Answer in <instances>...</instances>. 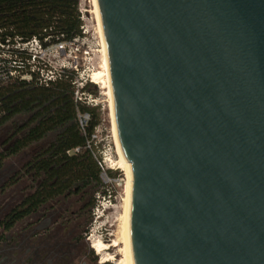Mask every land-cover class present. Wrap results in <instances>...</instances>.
Masks as SVG:
<instances>
[{
    "label": "water",
    "instance_id": "95a60500",
    "mask_svg": "<svg viewBox=\"0 0 264 264\" xmlns=\"http://www.w3.org/2000/svg\"><path fill=\"white\" fill-rule=\"evenodd\" d=\"M97 3L132 264H264V0Z\"/></svg>",
    "mask_w": 264,
    "mask_h": 264
},
{
    "label": "trees",
    "instance_id": "16d2710c",
    "mask_svg": "<svg viewBox=\"0 0 264 264\" xmlns=\"http://www.w3.org/2000/svg\"><path fill=\"white\" fill-rule=\"evenodd\" d=\"M79 6L80 0H0V45L7 40L38 39L46 47L83 38ZM16 56L17 72L30 74L32 79L0 77V168L39 146L27 161L25 173L46 175L47 181H56L45 187L50 192L76 189V194L89 195L94 204L86 214L88 228L95 196L103 187L102 175L117 177L113 171H105L93 147L100 122L97 109L77 101L74 71L64 70L55 82L40 85L25 56L20 52ZM95 86L88 83L81 93L97 96ZM84 114L90 115V121L82 130L79 116ZM76 149L79 152H74ZM89 254L91 263L96 264L91 250Z\"/></svg>",
    "mask_w": 264,
    "mask_h": 264
},
{
    "label": "flooded vegetation",
    "instance_id": "af4514ba",
    "mask_svg": "<svg viewBox=\"0 0 264 264\" xmlns=\"http://www.w3.org/2000/svg\"><path fill=\"white\" fill-rule=\"evenodd\" d=\"M25 165L0 177V264H92L81 228L93 199L45 190L56 181Z\"/></svg>",
    "mask_w": 264,
    "mask_h": 264
},
{
    "label": "rangeland",
    "instance_id": "374dc122",
    "mask_svg": "<svg viewBox=\"0 0 264 264\" xmlns=\"http://www.w3.org/2000/svg\"><path fill=\"white\" fill-rule=\"evenodd\" d=\"M79 9L83 20V38H79L78 42L69 45L66 52L61 55L51 57L48 62L52 67H66L68 70L73 69L77 62L79 69H81L79 80L83 83H91L89 79L92 76L94 80L93 84L96 85L97 96L86 94L87 105L97 109L100 120L94 134L93 147L96 155L101 157L105 171H113L117 174V177L110 178L106 173L102 175L103 187L101 192L95 196V209L91 213L92 221L83 238L84 243L88 244V250H91L97 258L96 264H119L122 257L120 247H111V245L116 239L117 220L122 214L126 198V177L120 168V160L117 155L111 119L110 98L108 90L105 87L107 77L104 68V50L91 0H80ZM15 46L16 48L18 47L17 44ZM0 49L1 73L3 71L1 65L3 60L8 59V48L4 50L2 48ZM96 73L101 74V78L97 81L94 79ZM2 140L0 137V143ZM38 147H33L20 156L7 161L0 170V177L11 174L14 170H18L24 163H27ZM85 227L86 223L81 228V231ZM98 241H102L108 245L109 249L98 253L94 248ZM108 256L112 257V260L104 263V259Z\"/></svg>",
    "mask_w": 264,
    "mask_h": 264
},
{
    "label": "built area",
    "instance_id": "2783aa9c",
    "mask_svg": "<svg viewBox=\"0 0 264 264\" xmlns=\"http://www.w3.org/2000/svg\"><path fill=\"white\" fill-rule=\"evenodd\" d=\"M79 39H75L71 43H57L49 46H43V44L38 39H33L31 41L22 42L21 40L16 39L15 42H10L7 40L6 44L0 45V48L3 50L8 48V59H4L2 65L3 74L1 76L5 77H20L21 80L30 81L32 76L30 74H22V72H17V56L16 53L20 52L22 56H25V62L29 67L31 73L38 75V82L40 85L48 86L50 83L55 82L58 77L63 73L66 67H52L48 60L51 57H57L62 53L66 52L69 45H73L74 42H78ZM15 44L18 45L16 48ZM17 50V51H16ZM79 64L76 62L75 66L71 71L77 75L75 86H76V99L79 102L87 103L86 94L81 93L82 89L88 84L83 83L79 80L80 71ZM70 70V69H69ZM7 71V72H5ZM89 81L94 83L93 77L91 76ZM80 126L82 130H85L88 122L90 121V115L84 114L79 116ZM95 136H93V139ZM90 148V145L88 146ZM74 152H79V149H76Z\"/></svg>",
    "mask_w": 264,
    "mask_h": 264
},
{
    "label": "bare ground",
    "instance_id": "6f19581e",
    "mask_svg": "<svg viewBox=\"0 0 264 264\" xmlns=\"http://www.w3.org/2000/svg\"><path fill=\"white\" fill-rule=\"evenodd\" d=\"M92 6H93V13L96 17L99 29H100V34H101V39H102V45H103V50H104V68H105V73L107 77V82L105 83V87L108 90L109 98H110V109H111V119H112V124H113V131H114V136H115V144H116V149H117V155L120 160V168L123 170L125 173L126 177V198L124 201L123 205V211L120 217L118 218V227L116 231V239L112 243L111 247H120V252H121V260L119 261V264H132V252H131V240H130V214H131V193H132V166L129 164L120 147L117 133H116V127H115V122H114V112H113V99H112V91H111V86H110V76H109V66H108V58H107V51H106V44L103 36V31H102V23L100 19V13H99V8H98V3L97 0H91ZM101 78L100 73H96L94 75V79L97 81ZM96 251L98 253H102L105 250L109 249V246L103 243L102 241H98L95 244ZM104 263L110 262L112 260V257L108 256L107 258L104 259Z\"/></svg>",
    "mask_w": 264,
    "mask_h": 264
}]
</instances>
